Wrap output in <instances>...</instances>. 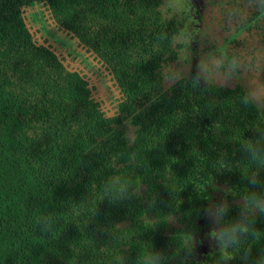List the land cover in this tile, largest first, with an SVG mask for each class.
Here are the masks:
<instances>
[{"label": "trees", "instance_id": "trees-1", "mask_svg": "<svg viewBox=\"0 0 264 264\" xmlns=\"http://www.w3.org/2000/svg\"><path fill=\"white\" fill-rule=\"evenodd\" d=\"M159 6L0 0V264H196L180 259L168 216L189 228L217 192L226 259L264 264V113L222 88L164 91L176 39ZM34 7L112 67L124 93L114 116L34 40Z\"/></svg>", "mask_w": 264, "mask_h": 264}, {"label": "flooded vegetation", "instance_id": "flooded-vegetation-1", "mask_svg": "<svg viewBox=\"0 0 264 264\" xmlns=\"http://www.w3.org/2000/svg\"><path fill=\"white\" fill-rule=\"evenodd\" d=\"M158 1L163 18L173 25L176 39L173 43L175 52L168 54L166 63L162 65L161 87H164V91L181 87L182 82L183 87L222 88L245 94L264 113V0ZM79 45L84 47L83 50L92 53V56L86 58L78 55L76 52L79 46L75 50L76 45H72L71 49L67 48L68 57L78 60V67L82 70L67 68L79 73L89 89L91 78L97 75L99 86L96 83L95 87H101L105 95L100 93L101 101L98 98L94 101L99 107L112 101L110 105H114V116L124 93L113 69L87 46ZM88 67L91 72L87 71ZM106 73H109V81ZM102 87L113 91L108 93ZM136 129L137 126H134L129 135L132 145L136 141ZM217 195L210 204V210L196 218L194 224L191 220L189 228L181 223L183 214L168 216L173 232L181 231L178 228L182 229L179 238H183L186 245L184 253L180 250L183 254L180 259L185 263L231 264L226 259L231 252L225 244L218 215L228 203L221 199L219 192ZM173 232H166L165 235L174 237ZM164 247L171 251L175 245L167 239Z\"/></svg>", "mask_w": 264, "mask_h": 264}, {"label": "rangeland", "instance_id": "rangeland-1", "mask_svg": "<svg viewBox=\"0 0 264 264\" xmlns=\"http://www.w3.org/2000/svg\"><path fill=\"white\" fill-rule=\"evenodd\" d=\"M40 14L38 15L37 14ZM44 17H43V16ZM25 17H26V20H27V25L28 27L30 28L31 32L33 33L34 35V39L39 43V44H42V43H48V44H51L52 47L54 46V49L56 50V53L65 61V64L66 66L69 68L71 67V69H75V68H78L80 70H82L79 66V61H74L73 59H70L68 57V50H67V47L65 46H68V44L70 46L72 45H76L74 46V49L77 48V46H81L78 44L77 40H74L71 35H69L68 32H65V31H61L58 29V27L56 26V22L54 21V19L52 18V15L51 13L46 9V8H39V7H34V8H28V9H25ZM43 17V18H42ZM44 20H45V23L46 25L48 26L49 25V29L53 32V33H56L58 37L62 38L64 41L67 42V44H62V47L60 43L56 42V44H54V40L52 37L48 36L47 35V32H49V30L45 29L43 27L44 25ZM46 38H50L51 40L45 42ZM79 47L77 48L79 51H83L82 53L85 55L83 57H90L92 56V53H89L88 51L83 50L84 47ZM71 49V48H70ZM85 52V53H84ZM78 55H82V54H78ZM66 57V58H64ZM93 59H95V56L93 57ZM87 71H90L89 67H88V70ZM92 71V70H91ZM90 71V72H91ZM107 74V81H109V77H108V74L109 73H106ZM92 76V75H91ZM97 77V75H96ZM96 77L94 78H91L90 80V89H92V99L93 100H98L101 101V94L100 93H103L105 95V91H102L101 90V87H95L96 83L97 85L99 86V83L98 81L96 80ZM90 78V77H89ZM104 89H106V91L108 93H111L113 90H111L110 88H105V87H102ZM110 103H113L112 101L108 102L107 105H103L102 107H100L105 113L107 116H113L114 114V105H110Z\"/></svg>", "mask_w": 264, "mask_h": 264}, {"label": "water", "instance_id": "water-1", "mask_svg": "<svg viewBox=\"0 0 264 264\" xmlns=\"http://www.w3.org/2000/svg\"><path fill=\"white\" fill-rule=\"evenodd\" d=\"M31 31V30H30ZM32 33V32H31ZM33 34V33H32ZM35 40V39H34ZM39 44V43H38ZM40 45H43V46H45V47H48V48H51V49H53L52 48V45L51 44H48V43H42V44H39V46ZM58 55V54H57ZM59 56V55H58ZM59 58H60V60L63 62V64H64V66L67 68V66H66V64H65V61L59 56ZM69 70V69H68ZM69 71H71V72H73L72 70H69Z\"/></svg>", "mask_w": 264, "mask_h": 264}]
</instances>
